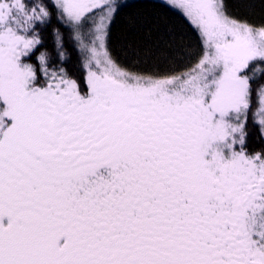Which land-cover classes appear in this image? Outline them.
I'll use <instances>...</instances> for the list:
<instances>
[{
	"label": "snow or ice",
	"instance_id": "obj_1",
	"mask_svg": "<svg viewBox=\"0 0 264 264\" xmlns=\"http://www.w3.org/2000/svg\"><path fill=\"white\" fill-rule=\"evenodd\" d=\"M166 2L201 54L153 76L107 48L116 0H0V264H264V149L247 147L250 115L264 138V24ZM57 13L84 88L39 50Z\"/></svg>",
	"mask_w": 264,
	"mask_h": 264
},
{
	"label": "trees",
	"instance_id": "obj_2",
	"mask_svg": "<svg viewBox=\"0 0 264 264\" xmlns=\"http://www.w3.org/2000/svg\"><path fill=\"white\" fill-rule=\"evenodd\" d=\"M118 9L110 25L107 48L125 69L148 75L180 72L190 67L201 54L197 32L177 10L155 0H118ZM228 13L251 24H264V0H225ZM42 39L40 51H47L54 64H62L68 74L85 87L84 52L74 34L57 13L46 26H38ZM62 38L63 61L56 52L55 31ZM35 55L31 61L35 62ZM260 81H254L255 87ZM251 120V115L249 117ZM247 147L264 149L258 126L248 122Z\"/></svg>",
	"mask_w": 264,
	"mask_h": 264
},
{
	"label": "rangeland",
	"instance_id": "obj_3",
	"mask_svg": "<svg viewBox=\"0 0 264 264\" xmlns=\"http://www.w3.org/2000/svg\"><path fill=\"white\" fill-rule=\"evenodd\" d=\"M117 1H118V0H116V2H117ZM122 1H123V0H122ZM155 1H158V2L164 3V4H166L167 6L171 7L170 5L167 4L166 0H155ZM171 8H172V7H171ZM82 34L85 35L86 38H90V37H88V28H87V27L83 30ZM79 47H80V46H79ZM85 55H86V54L84 53L83 63H84V61H85ZM198 58H199V57L196 58V60L193 62V64L198 60ZM85 75H86V72H85ZM249 123H253V122H252V118H251V120H249ZM253 124H254V123H253Z\"/></svg>",
	"mask_w": 264,
	"mask_h": 264
}]
</instances>
